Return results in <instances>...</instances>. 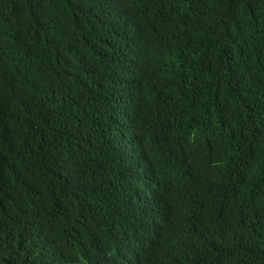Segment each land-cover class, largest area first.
<instances>
[{"label": "trees", "instance_id": "1", "mask_svg": "<svg viewBox=\"0 0 264 264\" xmlns=\"http://www.w3.org/2000/svg\"><path fill=\"white\" fill-rule=\"evenodd\" d=\"M139 168L140 264H264V0H0V264L125 263Z\"/></svg>", "mask_w": 264, "mask_h": 264}, {"label": "clouds", "instance_id": "2", "mask_svg": "<svg viewBox=\"0 0 264 264\" xmlns=\"http://www.w3.org/2000/svg\"><path fill=\"white\" fill-rule=\"evenodd\" d=\"M127 183L129 188H132L135 194L145 193L146 202L142 205V208L148 214V219L150 224L146 227L145 230L140 231L138 234L134 252L131 257L125 261L123 264H140L141 257L150 250L152 247L156 236L158 234L159 225L163 218L168 217V213L165 210V204L161 202L156 194L160 193L161 185L158 180H148L146 179L143 170L139 168L138 170L132 171L127 178ZM177 222H181L184 218L183 214H176ZM102 246L98 249L96 246L93 247L95 253H101Z\"/></svg>", "mask_w": 264, "mask_h": 264}, {"label": "bare ground", "instance_id": "3", "mask_svg": "<svg viewBox=\"0 0 264 264\" xmlns=\"http://www.w3.org/2000/svg\"><path fill=\"white\" fill-rule=\"evenodd\" d=\"M166 23V22H165Z\"/></svg>", "mask_w": 264, "mask_h": 264}]
</instances>
